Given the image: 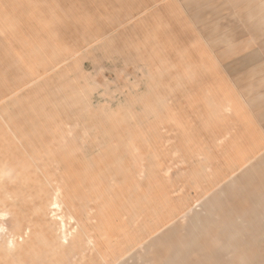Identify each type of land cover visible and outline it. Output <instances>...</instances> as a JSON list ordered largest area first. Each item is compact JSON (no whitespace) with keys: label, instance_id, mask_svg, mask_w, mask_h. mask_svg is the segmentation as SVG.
Listing matches in <instances>:
<instances>
[{"label":"rangeland","instance_id":"1","mask_svg":"<svg viewBox=\"0 0 264 264\" xmlns=\"http://www.w3.org/2000/svg\"><path fill=\"white\" fill-rule=\"evenodd\" d=\"M0 217V264H264V0H0Z\"/></svg>","mask_w":264,"mask_h":264},{"label":"bare ground","instance_id":"2","mask_svg":"<svg viewBox=\"0 0 264 264\" xmlns=\"http://www.w3.org/2000/svg\"><path fill=\"white\" fill-rule=\"evenodd\" d=\"M6 189V188H5ZM1 218V217H0Z\"/></svg>","mask_w":264,"mask_h":264}]
</instances>
